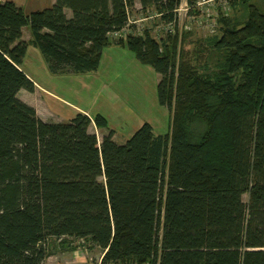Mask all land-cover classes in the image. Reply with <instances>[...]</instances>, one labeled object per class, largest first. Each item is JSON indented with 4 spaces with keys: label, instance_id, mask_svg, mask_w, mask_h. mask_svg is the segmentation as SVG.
<instances>
[{
    "label": "trees",
    "instance_id": "16d2710c",
    "mask_svg": "<svg viewBox=\"0 0 264 264\" xmlns=\"http://www.w3.org/2000/svg\"><path fill=\"white\" fill-rule=\"evenodd\" d=\"M140 1L166 37L138 32L135 0H56L30 14L0 3V264H44L52 237L88 240L103 264H264V13L250 5L232 26L245 0H230L209 35L225 61L202 74L169 53L182 0ZM26 26L56 75L95 71L107 46L127 45L161 75L170 130L145 122L120 144L112 131L99 140L84 113L43 121L18 97L36 88L21 68Z\"/></svg>",
    "mask_w": 264,
    "mask_h": 264
},
{
    "label": "rangeland",
    "instance_id": "374dc122",
    "mask_svg": "<svg viewBox=\"0 0 264 264\" xmlns=\"http://www.w3.org/2000/svg\"><path fill=\"white\" fill-rule=\"evenodd\" d=\"M199 1H201V5L194 8L196 11L190 12L191 10L189 8L187 9L186 0H182V4L178 8V24L180 28V32L176 36L178 43L176 51L174 52L173 46L170 45L169 53L175 56L177 67L183 63L189 64V66L194 67V70L202 74H209L214 70L218 71L219 69L216 67L225 61V51L214 50L211 46L213 38L209 37V35L216 28L214 25L220 10L226 11L225 7L228 0ZM250 5L264 13V0H249L248 2L245 0L244 2H238L233 11L235 19L232 26L241 27L246 23L251 11ZM130 15L132 24H135L134 26L137 27L138 32H142L144 28H148L152 33L151 35L157 39L166 37L168 30L171 29L169 26L159 24L153 7L144 11L141 5L139 9L134 8V11ZM203 40L204 44H201ZM127 52L130 51L128 50ZM30 62H28L29 67L32 65ZM139 64L140 67L136 70L134 67L128 69L130 71V74H127L128 77L123 75L118 78H103V89L100 96L104 91L109 95L110 99L114 97L120 105H131L137 120L141 117L155 119L156 117L160 118L162 115L163 126L156 128L155 132L166 133L170 130L174 112L170 113L169 109L165 106H163V109H159L162 107L155 101L158 74L152 66L141 62ZM206 68L209 70H204ZM115 71L116 73L119 72V70ZM89 101L84 102V105L93 108ZM95 102L96 106L93 110L107 111L111 123L116 125L114 117L111 116L112 110L110 109V113L107 110L109 109L107 104L100 98ZM133 119L129 126L130 131L138 123ZM190 126L193 131L201 129V123L199 121L190 122ZM98 138L101 140L102 135H98ZM120 139L118 143L123 141H120ZM244 200L248 201V194L244 195ZM48 252L49 256L44 264H103L102 257L105 251L93 245L88 240L73 238L62 240L52 237L48 241Z\"/></svg>",
    "mask_w": 264,
    "mask_h": 264
},
{
    "label": "crops",
    "instance_id": "0c3cea01",
    "mask_svg": "<svg viewBox=\"0 0 264 264\" xmlns=\"http://www.w3.org/2000/svg\"><path fill=\"white\" fill-rule=\"evenodd\" d=\"M7 1H14L27 14H30L34 11L52 7L56 0H0V3H5ZM140 7L141 1L135 0L134 8L139 9ZM66 13L68 17L72 16V10L67 9ZM111 37L113 36L111 35ZM23 40L29 42V45L21 68L28 77L34 81L36 88L33 92L21 89L18 93V97L22 101L33 106L38 116L43 121L49 123H65L72 120L78 113H84L92 119L89 128L92 133L102 135L103 137L112 131L114 134L113 138L116 142L122 137L120 141H123L120 142V144L125 143L145 122L151 123L154 130L163 126L162 115L160 118L156 117L155 119H151L141 117L137 120L131 105H120L114 97L111 96L112 98L110 99L109 95L104 91L100 96L103 89V78L127 76V74H130L129 68L134 67L136 70L140 67L139 63L141 61L137 58L135 52L129 49L127 45H118L114 43L107 46L103 51L99 68L95 71L80 74L56 75L51 73L40 49L34 45L32 32L29 26L23 28ZM127 49L130 52H127ZM28 62L32 64L30 67ZM115 70H119V72L116 73ZM157 74L159 83L161 75L158 72ZM99 98L107 104L109 113L110 109L112 110L111 112L113 115L111 114V116L114 117L116 125L111 123L107 111L93 110L96 106L95 101L99 100ZM88 101L91 102L93 108L84 105V102ZM155 101L159 103L158 92L155 96ZM160 106L162 108L159 109H163L161 104ZM98 114H101L107 119V127H98L96 125L94 118ZM132 119L136 120L138 123L136 127L130 131L129 126Z\"/></svg>",
    "mask_w": 264,
    "mask_h": 264
},
{
    "label": "built area",
    "instance_id": "2783aa9c",
    "mask_svg": "<svg viewBox=\"0 0 264 264\" xmlns=\"http://www.w3.org/2000/svg\"><path fill=\"white\" fill-rule=\"evenodd\" d=\"M207 1V0H206ZM210 1V0H209ZM213 1V0H212ZM186 5H187V9L189 8L188 7V4H187V2H186ZM198 5H201V1H199L198 0V2H197V6ZM231 5H230V0H228L227 1V5H226V7H225V12L228 14L229 12H230V9H231V7H230ZM224 11V10H223ZM218 17V16H217ZM217 25V20H216V22H215V25L214 26H216ZM123 35H126V32L125 31H123V32H117V33H115V36H123Z\"/></svg>",
    "mask_w": 264,
    "mask_h": 264
}]
</instances>
